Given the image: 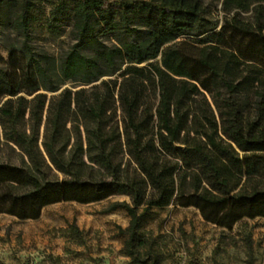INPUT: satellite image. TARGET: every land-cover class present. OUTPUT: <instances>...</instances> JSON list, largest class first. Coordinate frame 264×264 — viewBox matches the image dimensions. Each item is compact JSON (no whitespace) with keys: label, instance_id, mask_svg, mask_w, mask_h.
Returning <instances> with one entry per match:
<instances>
[{"label":"trees","instance_id":"16d2710c","mask_svg":"<svg viewBox=\"0 0 264 264\" xmlns=\"http://www.w3.org/2000/svg\"><path fill=\"white\" fill-rule=\"evenodd\" d=\"M41 1L0 0V21L14 9L2 21L25 41ZM183 1L50 0L49 27L68 15L76 42L58 60L27 42L0 57V150L15 157L0 156V213L36 219L50 204L125 194L109 207L129 217L123 252L157 264L153 208L189 194L264 199V0H222L218 31ZM190 32L207 36L179 40Z\"/></svg>","mask_w":264,"mask_h":264},{"label":"rangeland","instance_id":"374dc122","mask_svg":"<svg viewBox=\"0 0 264 264\" xmlns=\"http://www.w3.org/2000/svg\"><path fill=\"white\" fill-rule=\"evenodd\" d=\"M221 1L185 0L182 5L201 8L204 16L215 23L214 31H218L228 15ZM50 9V0L32 7L25 41L20 31L2 21L7 15L12 17L15 10H4L7 15L0 21L3 60L8 58V48L20 47L22 42L58 60L76 42L68 15L59 14L57 27H49ZM153 22L151 18L145 23ZM145 23L139 21L136 25L142 30ZM206 36L190 32L179 40L193 42ZM100 40L106 45L114 42L106 35ZM240 68L244 74L250 69L244 65ZM50 94L47 92V96ZM256 100V96L248 97L251 116ZM0 156L15 158L5 146ZM119 201L129 198L116 194L88 204L58 202L43 207L36 219L0 213V264H132L122 249L126 236L121 230L129 217L122 209H109ZM145 228L157 264H264V199L255 203L229 199L219 205L194 194L178 195L169 205L153 208Z\"/></svg>","mask_w":264,"mask_h":264}]
</instances>
